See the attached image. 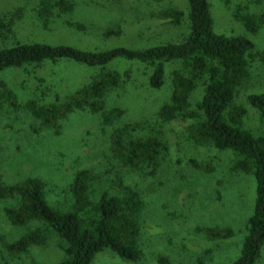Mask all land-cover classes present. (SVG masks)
<instances>
[{
	"label": "trees",
	"instance_id": "16d2710c",
	"mask_svg": "<svg viewBox=\"0 0 264 264\" xmlns=\"http://www.w3.org/2000/svg\"><path fill=\"white\" fill-rule=\"evenodd\" d=\"M222 1L244 33L214 31L208 0H186L185 11L168 6L153 14L172 24L185 18L187 30L181 39L144 47L116 45L104 49L14 38L16 21L24 13L23 5L15 3L0 9V40L4 42L10 36L13 39L0 44V72L7 67L59 60L98 67L97 72L72 92L63 97L55 95L51 100L35 96L21 100L0 79V110L24 109L37 121V126L30 125L32 129L49 128L55 134L59 132V120L71 112L86 110L96 114L102 125L109 126L107 148L113 160L107 169L111 175L103 182L100 174L89 168L76 169L68 187L69 201L63 208L48 203L39 177L26 176L6 182L0 173V201H8L1 207L3 219L13 229L23 228L14 238L0 236V264H10V258L42 245L48 231L60 239V264H91L94 254L105 248L124 259L139 261L143 254L139 238L144 199L138 188L125 182L122 168L155 174L168 148L162 124L177 117L188 120L184 128L189 141L229 150L232 154L229 169L253 176L251 211L245 221L239 252L229 264H254L264 242V92L244 94L256 113L253 129L245 125L247 108L234 97L249 80L253 64L264 63V49L255 48L247 35L255 34L264 25V11L252 10L253 0ZM73 7V0H36L32 11L37 23L47 28ZM65 23L77 29L85 28L84 23L71 19ZM120 31L119 23H115L106 27L102 35ZM114 58L149 65L148 84L155 88L164 83L165 63L177 62L168 74L169 95L155 105L151 117L120 121L125 109L117 104L106 105V95L130 77L129 69L119 71L105 66ZM196 86H200L201 93L191 103L190 94ZM189 161L204 171L212 168L207 162ZM197 229L213 240L233 233L229 226L206 225Z\"/></svg>",
	"mask_w": 264,
	"mask_h": 264
},
{
	"label": "rangeland",
	"instance_id": "374dc122",
	"mask_svg": "<svg viewBox=\"0 0 264 264\" xmlns=\"http://www.w3.org/2000/svg\"><path fill=\"white\" fill-rule=\"evenodd\" d=\"M36 0H0V9L23 5V16L16 21L14 38L67 43L81 48L104 49L116 45L144 47L161 41H176L186 33L185 18L178 24L153 14L161 8L175 6L186 10V0H73L70 13L54 19L46 28L34 18ZM213 29L226 34L244 33L232 19L222 0H208ZM250 8L264 11V0L251 1ZM66 19L84 23L85 28L68 26ZM119 23V34L102 35V31ZM242 29V32H241ZM257 49H264V25L247 34ZM12 36L0 44L12 41ZM176 63V64H175ZM177 62L165 63V80L160 87L148 84L149 65L124 58H114L108 68L130 70V77L105 97L106 105H120L125 112L120 121L151 117L156 105L169 95V70ZM98 67L72 60L45 61L38 65L7 67L0 79L23 100L29 96L51 100L63 97L97 72ZM264 92V63H254L249 80L234 100L247 108L245 125L255 127L256 113L244 94ZM200 86L190 94L193 103L200 96ZM155 107V108H156ZM188 120L173 118L162 124L167 151L152 175L138 170L123 169L126 183L138 188L144 199L140 216L142 257L133 262L108 248L94 254L91 264H229L238 254L245 233V221L254 199V179L249 173L229 169L232 154L227 149L197 145L185 136ZM37 121L24 110H0V173L6 182L26 176L39 177L49 204L63 208L69 201V183L73 172L86 167L109 178L107 169L113 164L107 148L109 126L102 125L96 114L77 110L59 120L57 134L49 128L32 129ZM190 159L207 162L209 171L195 168ZM96 187L102 186L95 184ZM0 201V236L14 238L23 228L13 229L5 223ZM206 225L229 226L233 233L223 239H208L197 228ZM60 239L52 231L42 245L32 246L10 264H60ZM7 257V256H6ZM159 257L165 258L162 261ZM7 259H9L7 257ZM254 264H264V242Z\"/></svg>",
	"mask_w": 264,
	"mask_h": 264
}]
</instances>
